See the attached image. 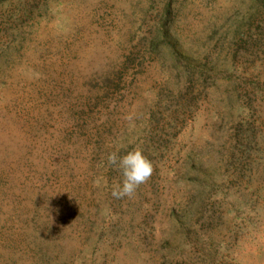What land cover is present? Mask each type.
I'll list each match as a JSON object with an SVG mask.
<instances>
[{"label":"rangeland","instance_id":"rangeland-1","mask_svg":"<svg viewBox=\"0 0 264 264\" xmlns=\"http://www.w3.org/2000/svg\"><path fill=\"white\" fill-rule=\"evenodd\" d=\"M0 264H264V0H0Z\"/></svg>","mask_w":264,"mask_h":264},{"label":"clouds","instance_id":"clouds-1","mask_svg":"<svg viewBox=\"0 0 264 264\" xmlns=\"http://www.w3.org/2000/svg\"><path fill=\"white\" fill-rule=\"evenodd\" d=\"M108 166L119 171L121 179L112 185L111 195L120 199L131 198L136 189L146 183L153 172L150 160L142 154L139 148H134L124 155H118V151L109 152L105 157Z\"/></svg>","mask_w":264,"mask_h":264}]
</instances>
